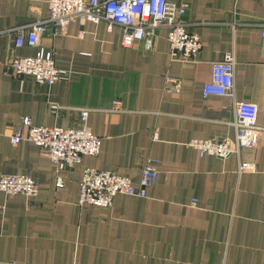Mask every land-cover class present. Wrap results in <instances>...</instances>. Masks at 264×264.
Masks as SVG:
<instances>
[{
  "label": "crops",
  "instance_id": "1",
  "mask_svg": "<svg viewBox=\"0 0 264 264\" xmlns=\"http://www.w3.org/2000/svg\"><path fill=\"white\" fill-rule=\"evenodd\" d=\"M183 1L181 20L201 41L191 61L171 60L165 26L125 47L120 26L75 19L59 34L47 25L40 37L66 77L37 83L5 64L39 47L15 46L0 33V176L39 184L33 197L0 191V264H264V0ZM47 2L0 0V30L47 18ZM227 52L235 56V98L257 105L262 131L224 158L191 141L234 139L232 101L202 92ZM169 78L178 91L167 89ZM51 103L62 106L58 114ZM84 108L101 145L72 167L57 170L33 142H11L24 116L35 126L78 127ZM148 159L157 175L145 197L79 203L84 168L138 184Z\"/></svg>",
  "mask_w": 264,
  "mask_h": 264
},
{
  "label": "built area",
  "instance_id": "2",
  "mask_svg": "<svg viewBox=\"0 0 264 264\" xmlns=\"http://www.w3.org/2000/svg\"><path fill=\"white\" fill-rule=\"evenodd\" d=\"M49 16L13 28L0 30V33L13 35L15 46H38L33 56H10L5 64L6 71L19 78L31 77L37 83L53 84L66 77V72L55 66L54 53L40 46V37L47 25L53 26V33L65 31L69 22L87 19L92 22L106 21L120 26L121 44L132 46L143 39L149 29L162 26L168 28L167 40L172 61H191L201 48L197 34L189 32L181 16L188 4L183 0H48ZM264 37V24H262ZM235 56L224 53L220 60L212 63L211 77L203 85L205 97L218 95L228 97L234 108V139L220 140L194 139L191 144L201 153L227 157L250 143L252 132L262 131L257 125V105L248 101H238L234 95ZM173 85L168 90H179V80L169 78ZM119 101L114 102L118 108ZM62 106L51 103L50 112L58 114ZM81 124L78 127L35 126L28 116L21 118L11 142H33L47 156L57 170L72 167L81 162L85 155L99 152L101 138L87 125L88 109L80 110ZM157 171L155 160L148 159L141 171L138 184L129 178L112 171L86 167L80 180L79 203L107 207L117 194L145 197L146 188L155 182ZM62 177L57 176L56 184L61 186ZM39 184L28 175L4 174L0 176V191L6 196L25 195L33 197L38 193Z\"/></svg>",
  "mask_w": 264,
  "mask_h": 264
},
{
  "label": "trees",
  "instance_id": "3",
  "mask_svg": "<svg viewBox=\"0 0 264 264\" xmlns=\"http://www.w3.org/2000/svg\"><path fill=\"white\" fill-rule=\"evenodd\" d=\"M2 192V191H1Z\"/></svg>",
  "mask_w": 264,
  "mask_h": 264
}]
</instances>
